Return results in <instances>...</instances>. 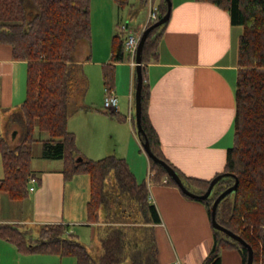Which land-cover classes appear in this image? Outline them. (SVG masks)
Segmentation results:
<instances>
[{
    "label": "crops",
    "instance_id": "0c3cea01",
    "mask_svg": "<svg viewBox=\"0 0 264 264\" xmlns=\"http://www.w3.org/2000/svg\"><path fill=\"white\" fill-rule=\"evenodd\" d=\"M128 2L120 7L117 0H91V41L79 44L76 64L80 57L85 60V66L111 64L113 39L123 33L122 26H128L134 34L142 33L151 5L159 7L161 0ZM242 33L241 26L232 24L230 13L214 4L172 0L171 17L159 42L158 59L146 65L149 118L164 156L188 177L212 180L224 172L228 151L234 145L240 70L238 47ZM115 66L113 92L119 97L117 112L107 111L104 104L91 106L92 86L86 74L85 91L79 100L74 91L70 95L69 115L71 101H76L72 103L74 108L100 122L98 140L95 142L93 138L96 129L92 125L88 149L84 154L79 147L80 153L90 159L87 152L92 149L91 152L98 150L99 157L125 159L137 182L147 184L149 202L161 218V223L155 225L160 264H173L176 260L182 264H203L214 244L207 206L185 195L179 187L166 184V178L148 182L151 162L147 154V158L143 156L135 123L136 68L130 64L129 54ZM26 71V62L15 60L11 46L0 43V139L12 145L19 144L20 133L10 128L6 116L24 102ZM45 140L49 138L42 141ZM40 156L44 162L39 168L34 169L32 162L38 186L30 190L27 199L12 200L0 191V223L31 230L34 237L43 225L64 224L70 226L71 233L86 247L88 242L101 246L100 235L111 225L106 220L109 213L113 216L121 211L117 204L111 202L108 209L102 210L100 222L89 223L90 176L78 175L66 182L63 161L44 159L42 152ZM1 172L0 180L4 178V165ZM221 258L222 264H243L241 253L235 249L223 250ZM0 264H77V261L72 256L22 254L10 242L0 240Z\"/></svg>",
    "mask_w": 264,
    "mask_h": 264
},
{
    "label": "trees",
    "instance_id": "16d2710c",
    "mask_svg": "<svg viewBox=\"0 0 264 264\" xmlns=\"http://www.w3.org/2000/svg\"><path fill=\"white\" fill-rule=\"evenodd\" d=\"M128 1L117 0L120 7L128 5ZM196 1L214 4L229 12L232 24L243 28L238 47L240 70L234 145L228 151L224 172L218 174L237 176L239 184L233 193L230 218L221 220L218 207L217 221L253 248V264H264V0ZM90 8L91 0H0V43L10 45L13 58L27 64L26 97L21 111L9 121L10 128L20 133L19 144L0 139L4 165L0 191L6 192L12 200L29 197L30 183L35 179L32 148L39 130L50 137L42 141L43 158L63 161L66 182L78 175L90 176L89 223L100 222L102 210L108 209L111 202L121 211L113 216L109 213L106 219L111 225L100 235L102 255L98 262L71 233L70 226L64 224L43 225L35 238L31 230L0 223V240L10 242L22 254L72 256L77 264H160L155 225L161 223V218L157 208L149 202L147 184L137 182L125 159L111 156L94 161L82 156L75 134L69 130V100L76 91L71 73L74 70L83 73L80 67L77 69L75 54L81 42L91 41ZM167 10V1L161 0L158 19L150 26L159 22ZM166 24L149 34L142 51V127L153 154L175 169L187 189L204 195L213 179L188 177L170 163L148 114L150 85L146 65L158 59L159 42ZM112 51V63L102 66L106 95L115 90V64L125 60L123 33L114 37ZM140 140L143 143L141 137ZM150 162L154 182L166 178L167 184L179 187L163 166L151 159ZM112 175L115 191L109 195L107 183ZM234 184L235 178L226 176L215 186L209 199H196L207 206L214 231V244L203 264H222L221 252L226 249L238 250L243 264L248 262V249L215 229L211 220L215 200Z\"/></svg>",
    "mask_w": 264,
    "mask_h": 264
},
{
    "label": "rangeland",
    "instance_id": "374dc122",
    "mask_svg": "<svg viewBox=\"0 0 264 264\" xmlns=\"http://www.w3.org/2000/svg\"><path fill=\"white\" fill-rule=\"evenodd\" d=\"M80 54L81 53L79 52L78 53L79 57H80ZM78 61H79L78 62L79 66L77 67V69L80 67V69L83 70V73L81 71H78V70H74L73 73H71V75L73 77V81H74L73 84L76 87V91H75L76 99L79 100L78 97H80L81 93L83 91H85V84L83 82H85V74H86V76L90 80V85L92 86L90 100L92 99L93 101L91 100L92 101L91 106H95V107L98 106L99 107L100 105H103L104 99H105V86H104L102 66L99 67L95 63H91V65L85 66V60L82 57H80ZM101 85H103V91H102ZM99 87H100V91H99ZM25 97H26V89L24 91L23 101L25 100ZM71 102L73 103L76 101H71ZM72 103L70 104V113L71 114H70V118H69V130L75 134L76 146H77L78 150L80 151V149H81L85 154V149H88L87 148L88 147L87 140L90 137L89 128H90V126L94 125L96 132L93 133V138L95 139V142H96L98 140V134H100V133H98V130H97L100 122H99L98 118H96V119L92 118L91 115H85L84 112H81L79 109L74 108L75 106H73ZM20 107L21 106H18V108H16V110L10 111L7 114L8 116H6L7 117L6 121H8V123L10 121V118L14 114H18L21 111ZM90 120H93V124H92V121H90ZM135 123H136V121H135ZM36 138H37V141L33 144V148H32L33 156H34V160H33L34 169L39 168L42 165V162H44V160L40 156V154L42 152L41 141L43 139H48L50 137H49L48 133L40 132L39 130H37ZM139 145H140L141 150H143V156H145V158H147L146 153H144V149H143L141 141H140ZM79 147H80V149H79ZM89 149H90V147H89ZM91 150H89L90 153L87 152L88 153L87 155H89L90 159H92L94 161H97V160H100V159H103L106 157V156L99 157L100 154H97V153H99L98 150H94L95 153L91 152ZM97 157H99V158H97ZM0 171H2L1 173H3V164H2L1 155H0ZM147 178H148V175H147ZM36 184H37V182L35 184H32L31 186L36 188L38 186V184L37 185ZM107 185H108V194L109 195L113 194L115 191L113 189V187H114V176L113 175L108 180ZM233 202H234V194H230L220 203L219 217L221 218V220L227 221L230 218V216L232 214ZM137 218L138 217L134 214L135 221H137ZM131 223L134 224L135 222H131ZM37 236H38V234H37ZM87 248H88L91 256L93 257V259L96 262H98V260L100 259L101 255H102L101 246H99V244L96 242H94V243L88 242ZM123 264H130V262H125Z\"/></svg>",
    "mask_w": 264,
    "mask_h": 264
},
{
    "label": "water",
    "instance_id": "95a60500",
    "mask_svg": "<svg viewBox=\"0 0 264 264\" xmlns=\"http://www.w3.org/2000/svg\"><path fill=\"white\" fill-rule=\"evenodd\" d=\"M168 4V10L167 13L163 16V18L157 22L156 24L150 26L147 28L144 32L143 35L141 36L137 54H136V73H137V89H136V125L139 133V137H141L144 141L142 143L143 149L147 156L154 162L160 164L161 166L164 167V169L168 172V174L172 177V179L177 183L179 188L182 190V192L189 196L190 198L193 199H200V200H206L209 199L213 191L215 189V186L221 181L224 177L226 176H233L235 178V184L228 189H226L222 194L215 200L213 207H212V213H211V220H212V225L215 229L225 233L228 237L238 241L241 243L243 246H245L248 251H249V257H248V262L247 264H253L254 261V251L253 248L246 243L240 236H237L217 221V211L220 203L230 194H233L239 184V179L237 176H234L232 174L226 173L222 175H218L213 180L211 181V184L207 190V192L204 195H198L193 192H191L189 189H187L185 183L183 182L182 178L179 176V174L175 171L173 167L168 165L165 161L160 160L157 156L153 154L150 148L149 141L146 138L145 132L142 127V89H143V84H144V78H143V72H142V51L145 45V42L149 36V34L157 27H160L170 20L171 17V12H172V0H166Z\"/></svg>",
    "mask_w": 264,
    "mask_h": 264
},
{
    "label": "built area",
    "instance_id": "2783aa9c",
    "mask_svg": "<svg viewBox=\"0 0 264 264\" xmlns=\"http://www.w3.org/2000/svg\"><path fill=\"white\" fill-rule=\"evenodd\" d=\"M158 19V7L152 6L150 8V13L147 19V24L144 29V31L148 28V26ZM122 31L125 33V51L130 55V64L132 67L136 68V54L139 46V42L141 39V36L143 35V32L140 34H134L132 31H130L129 27L124 25L122 26ZM119 107V97L112 91L110 94H107L104 99V108L109 112H117ZM128 119L131 121L133 120L132 116H129ZM154 176V172L150 170L148 172V182H152V178ZM36 183V179L31 180V185ZM165 183L167 184V180H165ZM31 191H34L35 188L31 187ZM173 264H182L180 261L176 260L173 262Z\"/></svg>",
    "mask_w": 264,
    "mask_h": 264
},
{
    "label": "bare ground",
    "instance_id": "6f19581e",
    "mask_svg": "<svg viewBox=\"0 0 264 264\" xmlns=\"http://www.w3.org/2000/svg\"><path fill=\"white\" fill-rule=\"evenodd\" d=\"M152 24H153V23H152ZM150 25H151V24H150ZM150 25H149V26H150Z\"/></svg>",
    "mask_w": 264,
    "mask_h": 264
}]
</instances>
